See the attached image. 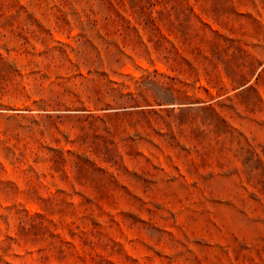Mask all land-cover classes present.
Wrapping results in <instances>:
<instances>
[{
    "label": "rangeland",
    "instance_id": "1",
    "mask_svg": "<svg viewBox=\"0 0 264 264\" xmlns=\"http://www.w3.org/2000/svg\"><path fill=\"white\" fill-rule=\"evenodd\" d=\"M149 1L0 0V264H264V0Z\"/></svg>",
    "mask_w": 264,
    "mask_h": 264
},
{
    "label": "trees",
    "instance_id": "2",
    "mask_svg": "<svg viewBox=\"0 0 264 264\" xmlns=\"http://www.w3.org/2000/svg\"><path fill=\"white\" fill-rule=\"evenodd\" d=\"M148 2H150L149 0H147ZM147 26H151L153 24V21L152 20H149L145 23Z\"/></svg>",
    "mask_w": 264,
    "mask_h": 264
}]
</instances>
